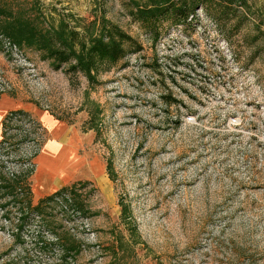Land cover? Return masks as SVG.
Listing matches in <instances>:
<instances>
[{
  "label": "rangeland",
  "instance_id": "374dc122",
  "mask_svg": "<svg viewBox=\"0 0 264 264\" xmlns=\"http://www.w3.org/2000/svg\"><path fill=\"white\" fill-rule=\"evenodd\" d=\"M247 3L229 41L205 6L153 37L136 0H0V264H264V0ZM23 17L95 32L111 20L142 49L91 76L55 68L1 32ZM42 111L104 177L33 192L53 132Z\"/></svg>",
  "mask_w": 264,
  "mask_h": 264
},
{
  "label": "trees",
  "instance_id": "16d2710c",
  "mask_svg": "<svg viewBox=\"0 0 264 264\" xmlns=\"http://www.w3.org/2000/svg\"><path fill=\"white\" fill-rule=\"evenodd\" d=\"M239 4L249 6L247 0H151L144 5L136 0L131 13L136 20L148 28L153 37H157L162 32L161 23L170 22L173 25L188 26L196 16L197 8L205 6L209 15L214 19L218 32L230 41L231 34L229 35L228 32H231L230 30L236 32L235 29H239L249 18V14H238ZM0 12L3 13L2 7H0ZM263 22L264 18L258 16L256 20L258 30L253 39L258 40L264 37ZM49 27H39L30 17H23L17 22L8 24L7 21L3 26L1 25V32L8 34L18 43L23 41V43L27 42L29 45L41 48L53 67L61 68L65 63H70L66 68L67 71H81L88 76L108 70L130 52L142 49V44L137 38L119 24L107 19L103 21L97 32L90 30L91 26L87 30H79L65 19L61 20L59 28ZM262 46L264 47V44ZM255 48L259 49L261 46L258 45ZM65 190H67V185L44 196L43 199H53ZM30 204L31 202L27 200L28 208L23 214L21 227H24L31 217V212L35 209V207L30 209ZM36 244L37 247L46 249L54 242L41 240L36 241Z\"/></svg>",
  "mask_w": 264,
  "mask_h": 264
},
{
  "label": "crops",
  "instance_id": "0c3cea01",
  "mask_svg": "<svg viewBox=\"0 0 264 264\" xmlns=\"http://www.w3.org/2000/svg\"><path fill=\"white\" fill-rule=\"evenodd\" d=\"M43 119L53 129L52 137L44 144V156L41 159L44 167L45 186L40 185V162L37 161V168L34 174L32 190L40 197H44L58 190L64 185L70 184L80 173L94 174L98 178L104 177L106 167L104 164L103 175H98L92 169L93 156L83 152L81 148V139L78 133L73 131L71 135H66L68 127L62 123H56L51 119V114L46 111L41 113ZM47 124V125H48ZM50 141V142H49ZM49 142V143H48ZM47 144V145H46ZM98 160L102 161L100 157ZM42 171V170H41Z\"/></svg>",
  "mask_w": 264,
  "mask_h": 264
},
{
  "label": "bare ground",
  "instance_id": "6f19581e",
  "mask_svg": "<svg viewBox=\"0 0 264 264\" xmlns=\"http://www.w3.org/2000/svg\"><path fill=\"white\" fill-rule=\"evenodd\" d=\"M43 172H44V171L42 170V171H41V183H42L41 185H42V186H45V182H46V181H45L44 178H43V177H44V173H43Z\"/></svg>",
  "mask_w": 264,
  "mask_h": 264
}]
</instances>
